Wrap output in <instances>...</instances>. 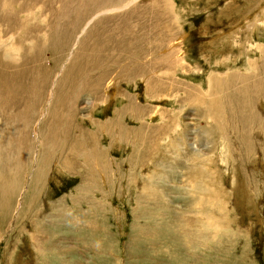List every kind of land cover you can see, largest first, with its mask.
I'll return each instance as SVG.
<instances>
[{
  "label": "rangeland",
  "instance_id": "rangeland-1",
  "mask_svg": "<svg viewBox=\"0 0 264 264\" xmlns=\"http://www.w3.org/2000/svg\"><path fill=\"white\" fill-rule=\"evenodd\" d=\"M245 1L167 0L164 7H169L174 21L171 29L182 37L176 40L183 44L177 51L181 52L182 61L173 66L167 60L170 68L164 65L165 72H153L155 78L141 72L120 81L119 71L112 75L110 72L102 90L97 91L96 99H91L90 106L85 104L84 98L79 99L76 123L78 130H84L78 137L87 152L85 158L84 155L83 159L80 157L83 153L80 145L73 164L55 156L54 161L43 165L40 181H36L39 174L35 175L33 161L21 162L26 166L14 183L15 198L11 202L6 200L7 204L2 203L4 198L0 199V264H264V153L258 150L253 159L244 160L245 164H242L239 161L243 159H237L241 149L234 138L236 133L231 134L230 126L215 130L223 127V122L227 124L226 111L238 101L235 89L262 79V74L255 71L261 64L258 63L261 51L258 48L250 50L248 40L244 44V34L236 45L225 40L221 43L218 39L236 26H244L245 16L252 19L258 14L262 4L257 8L252 7L254 0H248L250 4ZM229 6L232 7L228 9ZM39 21L41 29V19L37 18L35 23ZM257 28L249 39L263 50L264 27ZM17 44H24V55L28 48L35 46L31 39H24L23 43L17 41ZM67 63L63 58L54 72L62 75L67 70ZM48 65L53 68L50 60ZM217 75L221 76L222 83L215 86L214 99L206 98L210 105L214 101L216 109L210 111L207 104L188 101L184 93L187 87L204 97L208 90L211 92L210 79ZM156 78L163 81L162 86ZM54 81L56 78L48 83L51 86L47 87V94L35 110L37 115L41 116L46 109L44 102L52 100L49 95H53ZM169 81L172 84L167 86ZM169 87L172 92L166 91ZM259 93L262 96L257 97L254 104L258 110L257 123L264 127V92ZM129 99L139 106V118L129 105ZM118 110L121 112L119 119L125 122L118 121L123 126L118 122L117 126L132 130L125 139L116 135L117 128L107 131V127H103L106 122L116 119ZM38 121L43 123L42 117L32 126L34 133L38 131ZM93 121L99 123V128L92 124ZM147 125L159 126L158 138L150 145L147 144ZM166 125L169 127L165 128ZM133 131H139L138 135L143 136L141 143L133 138ZM182 132L183 140L179 143L176 138L179 139ZM3 135L0 130V138ZM257 138L263 144L260 133L253 136L254 141ZM184 141L186 145L194 144L205 154V158L196 163L209 172L208 177L185 175L187 169L191 170V163L186 157L190 147L185 146ZM171 143H176L177 149L173 146L169 149ZM179 144L182 149L178 148ZM5 145L3 151L20 154L12 144ZM179 150L185 152L184 156L181 154L176 163L171 164L169 152ZM88 158L92 160L89 159L91 164H88ZM158 158L167 160L158 164ZM6 159L9 158L0 157V176L3 178L6 174L1 164L9 165L10 161ZM14 162L18 161H12V164ZM153 162L160 168L157 173ZM153 175V180L149 179ZM191 179L214 189L202 210H199L197 200L187 197L192 194L188 187L193 182ZM150 191L155 195L163 194L156 195L155 199L147 196ZM199 213L206 216L203 221L197 215ZM207 218L210 219L208 226ZM200 224L206 226L205 230L199 228Z\"/></svg>",
  "mask_w": 264,
  "mask_h": 264
},
{
  "label": "bare ground",
  "instance_id": "bare-ground-1",
  "mask_svg": "<svg viewBox=\"0 0 264 264\" xmlns=\"http://www.w3.org/2000/svg\"><path fill=\"white\" fill-rule=\"evenodd\" d=\"M148 1L149 0H0V51L4 53V56H1L0 53V113L2 114L0 117V130L2 134L5 135L0 138V157L9 158L8 160L11 161H9V165L1 164L4 174H6L5 178H3L2 175L0 176V199H5L2 203L7 204L12 201V198H15L14 195L16 192H13V190H16L14 187L16 184L14 183L18 180V175L26 166L25 163L21 162H27L28 164L29 161H33L32 164L34 163L36 165V170L34 169L35 175L39 174L36 181H40V175L44 172L43 165L50 161H54V157L57 155L61 156V158L63 157L67 163H75L78 157L74 156L79 154V145L81 150L83 149L79 137L81 134L80 131H84L83 129L78 130L77 128L76 103L79 99L84 98L86 101L85 104L90 106V101L96 99L95 95L97 91L102 90L101 87L110 72L112 75L114 72L119 71L121 81L122 79L127 80V78L141 74V72L146 73L145 76L149 74L152 75L153 72H165V66L169 67V63L166 62L167 60H170V64L172 63L173 66L180 64L182 59L179 54L181 52L177 53V51L183 44L180 40L179 43H177L176 40L182 37H179V33L177 35V33H174L171 29V24L174 21H172L173 19L169 7H164L167 0ZM245 2L250 4L248 0ZM252 3H254L252 7L257 6V8H260L259 4H262L258 14L252 19H247V16L244 15V26H236L229 34L218 36L220 41L225 40L230 42V44L236 45L240 36L244 34V44L248 40L247 47H249L250 50L253 48L260 49L259 51H261L262 56L261 59L258 58L260 59L258 63L261 64H258L257 61L254 60L255 63L259 65L255 67V71L262 74V79L253 84L247 83L248 85L245 87L242 85V88L237 87V89H235L238 94V101L232 108L226 111L225 120L227 124L223 122V127L215 129L216 131H221L226 126H230L231 134L232 132L236 133L234 138L241 149V152L237 153L239 154L237 159L242 158L243 160L239 161L242 164H245L244 160L253 159V154L256 152L258 153V150L264 153V127L257 123L259 119L258 110L254 104V100L262 96L259 92H264V47L262 50L260 46L253 43V39H249L255 28L264 27V0H254ZM231 7L229 6L228 9ZM37 18H40L42 21L41 29L39 27L40 21L35 23ZM24 39H31V41L34 40L35 42V46L32 47V49L28 48V51L26 50V52H28L27 55H24V44H17L19 45L18 49H16L17 45H15L17 41L23 43ZM222 41L221 43H223ZM9 44L11 45L8 46ZM63 58L65 61H68V67L67 70L64 69L66 71L60 75L59 72L54 71L59 63L62 62ZM205 58L207 60L208 57L206 56ZM49 60L51 64H53V68L49 67ZM60 65H62V63ZM162 67L163 69L161 70L160 68ZM238 71L241 72V70ZM127 72H129V75ZM152 77L155 78L156 76L152 75ZM214 77L216 78H211L209 82L211 92L208 90L204 97L196 94L195 89L187 87L184 93L188 97V101L190 103L207 104L210 111L216 109L217 105L214 104V101H212L211 105L208 99L206 101V98L213 97L214 99V94L216 93L215 86H219L222 83H220V75ZM54 78H56V81H54L53 85V95H49L51 88L48 90V95L52 100L44 102L46 109L41 113V116L38 114L42 117L43 123L40 122L41 124H39L38 121L37 134V132L34 133L32 130V126L36 120L40 118L37 113H35V110L43 99L44 94H47V87L51 86H48V83L50 84L51 80H54ZM156 79V82H159V85L162 86L163 81H160L159 78ZM244 80L247 81L248 78L244 76ZM245 81L241 83L245 85ZM228 83L230 86L232 85V83ZM171 84L172 83L169 81L167 86ZM257 89L259 91H257ZM170 90H172V87H169L166 91L172 92ZM113 94H115V92ZM116 96H120V94H116ZM229 98L228 96V99ZM182 103H184L183 99ZM129 105L133 108L135 116L139 118V106L136 105L134 100L131 102L130 99ZM257 105L262 109V104L260 102H258ZM206 108L207 107H205V109ZM250 108L253 109L251 110L253 111V116ZM219 109H221V105ZM152 112L155 113V111ZM120 114L121 112L118 110V112H116V119L106 122L103 127H105V129L107 127V131L117 128L119 132L117 131L118 134H114L121 136V139L124 137L128 138L129 136L126 137V134L131 133L130 131L132 130L128 131L127 129L126 131V128L124 129V127L120 128L117 126L119 125L118 123H120L118 121L122 123L125 122L119 119ZM7 121L8 124H6ZM92 124H95L96 127L99 125V123H94V121ZM173 125L174 123L171 126ZM166 126L165 128L169 127L168 125ZM96 127L94 126V129ZM216 127L217 126L213 128ZM147 128V144L150 145L158 138L159 126L156 128L149 126ZM140 129L143 130L142 128ZM5 132L8 133L6 134ZM76 132H79V134H76ZM11 133L14 139H11ZM138 133L139 131H133L132 135L135 136L133 138H135L137 143H141L140 140L143 136L138 135ZM183 133L184 132L179 135V139L176 138L179 143H182ZM259 133L263 136V144L258 141V138L255 141L253 139V136L257 137ZM107 136L109 135L107 134ZM176 137H178V134H176ZM5 143L15 146V149L20 154L3 151L2 148H6ZM137 143H134V145L139 144ZM183 143L185 146L190 147V152L186 157L191 163V170L189 171L187 169L185 175L187 177H194L195 175L202 178L203 176L208 177L209 172L201 169L196 163L201 158L204 159L205 154H202L197 147L195 148L194 144L186 145L185 141ZM175 144L171 143L169 149H171L172 146L177 149ZM26 146L28 147L26 148ZM167 147L168 146H166L165 149H167ZM178 148L182 149L183 146L179 144ZM84 150L85 149H83V153L80 151V153H82L80 154L81 156L78 155L81 158L82 155H84V158L87 155H85L86 151L84 152ZM154 151L156 152V150ZM184 153V151L176 153L169 152L171 156H169L168 159L171 158V164L176 163L177 158L180 157L181 154L184 156ZM90 158H88V160ZM94 158L95 157H93V159ZM158 159H160L158 160V164L165 163L167 160ZM90 160L88 164H91ZM12 161L18 162L12 164ZM61 162L58 163L62 165ZM93 162L95 163V161ZM158 164L156 165L155 162L152 163L156 173L160 170ZM71 168L73 170V166ZM33 177L32 179L35 178ZM101 177L105 180V175ZM228 177L231 176L228 175ZM9 178H11V180ZM153 178L154 175L150 176L149 179L153 180ZM191 180L193 182H191L192 184L188 187L191 188L192 194L187 195V197L191 200H197L196 203L199 205V210H202L203 206H206L207 197H210V194H214V189L209 186L200 185L196 182L197 180ZM231 185H233V187L235 186L232 180ZM150 192L151 193H147V196L155 199L163 194V192H160L161 194H156V197L154 192ZM241 198L244 199L243 194H241ZM6 200L9 201L7 202ZM166 201L171 202L169 199H166ZM241 206L242 204H240V207ZM197 215L201 217V221L206 218L203 214L199 213ZM209 221L210 219L208 220L207 218V226ZM200 225L199 228L205 230L206 226L204 224Z\"/></svg>",
  "mask_w": 264,
  "mask_h": 264
}]
</instances>
